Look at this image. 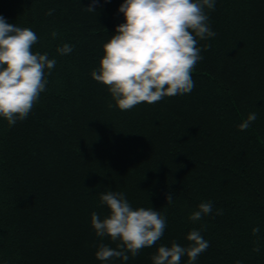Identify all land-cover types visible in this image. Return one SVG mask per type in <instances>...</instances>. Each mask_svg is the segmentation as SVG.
<instances>
[{
    "label": "trees",
    "instance_id": "16d2710c",
    "mask_svg": "<svg viewBox=\"0 0 264 264\" xmlns=\"http://www.w3.org/2000/svg\"><path fill=\"white\" fill-rule=\"evenodd\" d=\"M122 3L0 0L8 22L38 34L33 50L57 59L29 116L0 118V264H102L100 243L117 242L91 220L110 213L107 190L167 217L161 240L127 264H153L160 244L188 245L193 228L210 241L197 264H264V0H217L194 89L129 110L92 76ZM65 42L74 48L61 55ZM251 112L257 120L240 129ZM204 201L213 213L192 221Z\"/></svg>",
    "mask_w": 264,
    "mask_h": 264
},
{
    "label": "clouds",
    "instance_id": "9594fccd",
    "mask_svg": "<svg viewBox=\"0 0 264 264\" xmlns=\"http://www.w3.org/2000/svg\"><path fill=\"white\" fill-rule=\"evenodd\" d=\"M98 2L92 0L88 10L96 11ZM216 3L217 0H123L119 12L125 20L104 43L100 66L92 76L108 86L122 110L190 93L195 87L192 73L203 60L200 40L216 35L209 23V10ZM38 39L32 28L10 23L0 14V118L11 125L29 116L48 84L46 69L50 75L57 64L48 52L33 50ZM73 48L65 42L57 51L68 55ZM257 116L256 112L249 113L239 128L248 129ZM100 198L110 213L101 218L93 212L92 226L102 240L110 237L117 242L115 248L100 243L96 257L102 264H127L141 249L155 245L163 237L168 221L159 210L134 207L122 191L107 190ZM172 199L169 194L168 202ZM212 213L213 202L204 201L189 218L199 221ZM259 232V226L253 228L254 234ZM186 239L190 242L186 246L175 241L171 246L160 244L152 254L153 264H181L185 256L186 264H197L210 241L198 228H193ZM255 250L259 252V246Z\"/></svg>",
    "mask_w": 264,
    "mask_h": 264
}]
</instances>
